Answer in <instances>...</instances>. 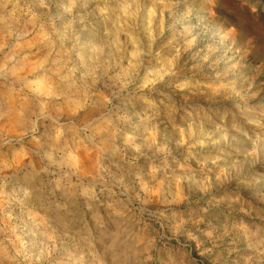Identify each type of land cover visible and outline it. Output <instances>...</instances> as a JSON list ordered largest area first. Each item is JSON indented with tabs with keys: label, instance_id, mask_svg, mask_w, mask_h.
<instances>
[{
	"label": "clouds",
	"instance_id": "1",
	"mask_svg": "<svg viewBox=\"0 0 264 264\" xmlns=\"http://www.w3.org/2000/svg\"><path fill=\"white\" fill-rule=\"evenodd\" d=\"M0 264H264V0H0Z\"/></svg>",
	"mask_w": 264,
	"mask_h": 264
}]
</instances>
